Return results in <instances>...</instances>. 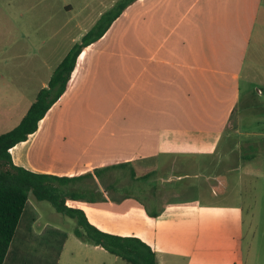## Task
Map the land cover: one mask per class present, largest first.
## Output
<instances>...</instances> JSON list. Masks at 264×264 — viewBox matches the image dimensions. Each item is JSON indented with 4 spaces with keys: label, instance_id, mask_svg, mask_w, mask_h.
I'll return each mask as SVG.
<instances>
[{
    "label": "crops",
    "instance_id": "crops-1",
    "mask_svg": "<svg viewBox=\"0 0 264 264\" xmlns=\"http://www.w3.org/2000/svg\"><path fill=\"white\" fill-rule=\"evenodd\" d=\"M117 1L33 0V32L20 29L17 62L0 63V127L18 114L29 97L26 87H34L14 128L20 123L72 46ZM10 3L15 4L0 0V31ZM4 53L0 48L1 57ZM79 56L66 91L36 132L9 150L12 163L58 177L125 164L122 168L140 178L143 169L145 183L172 191L171 202L151 209L128 196L117 203V187L104 184L113 169L98 180L97 197L105 201L67 203L107 233L140 238L154 249L158 264H243L242 219L249 197L226 193L235 188L232 181L224 182L225 192L185 197L190 175L185 168L196 170L195 154L211 156L213 164L223 153L226 165L215 166L224 170L241 168L240 160L253 157L250 150L258 143L234 142L231 137L244 132L232 119L241 80L250 78L249 71L251 77L264 75V0H137ZM3 73H16L9 78L19 90L10 88ZM91 122L97 129L94 148ZM164 167L167 172L157 175ZM191 187L192 193L198 189L196 182ZM44 203L28 195L3 264H127L82 242L71 219H58Z\"/></svg>",
    "mask_w": 264,
    "mask_h": 264
},
{
    "label": "rangeland",
    "instance_id": "rangeland-1",
    "mask_svg": "<svg viewBox=\"0 0 264 264\" xmlns=\"http://www.w3.org/2000/svg\"><path fill=\"white\" fill-rule=\"evenodd\" d=\"M5 1V0H4ZM10 3L8 7V17L2 16V25H1V39H0V48H6L7 53L3 54V57L0 56V63L3 59H9L8 63L15 64L16 60V50L17 46L15 42L20 35V31L27 32L31 34L33 32V24L31 23V18L33 17V0H7ZM18 7V10L15 13L14 8ZM20 8V9H19ZM21 10V11H20ZM23 26V28H22ZM22 29V30H20ZM3 64V63H2ZM249 71V77L241 80V102L238 105V108L233 116V122H240V129L244 134L241 135H233L231 138L234 140H251L252 142L258 143V146L252 148L250 150V154H253V157L249 160H240V167L234 164V167H230L227 170H224L220 164L218 167L215 166L218 161L221 162L223 166L226 165L225 158H223V153L214 156L212 159L216 163L211 164V156L195 154L196 157L187 156L189 159L197 161V168H185L186 172H190V175L187 176V181L184 185L185 188V197L196 196L201 200L202 194L210 192H225L224 182L232 181L231 186L235 187L226 193H231L232 190L235 192H241L246 195L248 201V212L246 210L242 219V240H241V257L243 260V264H264V75H257L255 77L253 73V77H251ZM6 77V80L10 81V88L19 90L18 83L10 80L11 75H15L16 73H3ZM264 74V73H263ZM251 78L255 79L251 81ZM38 88V87H37ZM259 90L260 95L258 96L256 90ZM26 91H29V97L25 98V101L19 105L16 109L18 114L11 119L7 124L0 127V134L4 132L3 130H8L10 128H14L17 124V120L20 113L24 111L25 108L28 107V102L32 100L34 93L36 92V88L34 87H26ZM5 105V104H4ZM3 105V106H4ZM90 130L92 133L90 135H94L97 133V129L94 128L93 122L90 124ZM247 132H249L247 134ZM257 133L260 134L258 137H254L252 134ZM250 134V135H249ZM94 138L91 141L90 147L94 148L96 146L95 140L97 139V135L93 136ZM101 137V136H100ZM102 139L99 138V141ZM223 143V142H222ZM228 146H233V142H228ZM226 147V145L224 146ZM190 154V153H189ZM249 154V153H247ZM193 155V154H191ZM210 162V163H209ZM238 167V168H237ZM168 168H159L156 169L157 175H162L167 172ZM108 172V171H106ZM113 172V170H110ZM114 173V174H113ZM113 173H106V181L104 184H112L116 186V190H118L117 194V203L122 201L126 196L133 197L140 201L143 204L146 203L151 206V209H156L158 206L166 201L171 202L172 199V191L166 189L164 184L160 183H145L141 180L135 181L132 180L130 174L128 172V168H117ZM141 175L138 177L144 176V170H139ZM196 174V179L192 178V175ZM104 174V173H102ZM98 180L95 182L86 181L83 183V188L93 189L98 188ZM196 182L198 189L195 193H192V185ZM101 184L103 182H100ZM190 186V188H189ZM95 189V190H96ZM148 189L149 191H146ZM167 190V191H166ZM146 192H150V196H154L153 201L150 202L148 195ZM201 193V194H200ZM183 194V193H182ZM30 197L33 195L30 193ZM146 197L148 199H146ZM153 203H155L154 206ZM132 203H130L131 205ZM157 204V205H156ZM44 205L47 207L51 206L45 202ZM146 208V206H145ZM52 211H54L52 209ZM131 210H129V214H131ZM55 213V212H54ZM58 219L64 217L62 215L57 214ZM64 219H68L64 217ZM72 221L75 225L74 220ZM55 224L61 226V223L54 221Z\"/></svg>",
    "mask_w": 264,
    "mask_h": 264
},
{
    "label": "trees",
    "instance_id": "trees-1",
    "mask_svg": "<svg viewBox=\"0 0 264 264\" xmlns=\"http://www.w3.org/2000/svg\"><path fill=\"white\" fill-rule=\"evenodd\" d=\"M136 1L118 0L111 9L103 13L56 67L47 87L38 92L20 123L0 135V264L4 262L30 193L38 202H47L56 213L74 220L76 226L73 233L82 242L99 246L127 264H158L154 249L140 238L107 233L92 224L82 209L66 205L67 201L85 203L105 201L104 198L97 197L96 187L83 188V183L95 182L101 179L102 173L122 168L125 164L95 169L78 177H58L36 174L17 167L12 163L9 154L12 147L26 141L29 135L36 132L38 122L64 94L76 70V61L82 50L100 39L122 12ZM130 177L135 181L145 180V177L136 178L133 171ZM110 186L113 187L112 184ZM149 216L155 217L151 214Z\"/></svg>",
    "mask_w": 264,
    "mask_h": 264
},
{
    "label": "built area",
    "instance_id": "built-area-1",
    "mask_svg": "<svg viewBox=\"0 0 264 264\" xmlns=\"http://www.w3.org/2000/svg\"><path fill=\"white\" fill-rule=\"evenodd\" d=\"M66 205L68 206V207H70L69 205H68V203L66 202Z\"/></svg>",
    "mask_w": 264,
    "mask_h": 264
},
{
    "label": "bare ground",
    "instance_id": "bare-ground-1",
    "mask_svg": "<svg viewBox=\"0 0 264 264\" xmlns=\"http://www.w3.org/2000/svg\"><path fill=\"white\" fill-rule=\"evenodd\" d=\"M87 209V208H86ZM88 210V209H87Z\"/></svg>",
    "mask_w": 264,
    "mask_h": 264
}]
</instances>
